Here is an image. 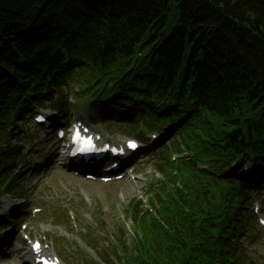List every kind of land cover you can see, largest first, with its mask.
Returning <instances> with one entry per match:
<instances>
[{
  "label": "trees",
  "instance_id": "trees-1",
  "mask_svg": "<svg viewBox=\"0 0 264 264\" xmlns=\"http://www.w3.org/2000/svg\"><path fill=\"white\" fill-rule=\"evenodd\" d=\"M75 70L84 87L108 84L98 112L136 99L187 122L190 161L167 163V182L147 184L158 219L141 202L127 206L135 239L116 246L121 264L262 259L245 246L257 224L244 182L195 164L255 160L264 179V0H0V191L16 189L14 141L31 121L29 101L45 103L46 91L64 107ZM150 120L153 129L161 118Z\"/></svg>",
  "mask_w": 264,
  "mask_h": 264
},
{
  "label": "rangeland",
  "instance_id": "rangeland-1",
  "mask_svg": "<svg viewBox=\"0 0 264 264\" xmlns=\"http://www.w3.org/2000/svg\"><path fill=\"white\" fill-rule=\"evenodd\" d=\"M190 49L188 47L187 55ZM73 88V87H71ZM85 103L73 102V108L78 109L75 115L69 116L73 120L88 121V113ZM23 135L25 142L20 143L22 146L21 158L18 160L21 164L22 172L17 177L15 186L18 188L14 195L9 199H1L0 203H11L16 205V208L22 206L21 210L24 213L22 220L29 221L28 211L34 207H43L46 209L47 215L40 218L36 222V228L45 226L46 229L54 228L53 223L59 224L56 227L55 235L58 237H66L67 250L72 255L75 247L87 248V251L94 257H97L96 252L92 251L77 235V230L72 231L68 212L76 213L78 223L84 227H92L97 234H100L97 239V244L100 248L113 251L115 245L120 238V225L128 223L123 219L124 212L127 206L138 197L141 198L145 185L144 177L150 173L153 167L146 166L143 162H138V174H142L143 178L132 181L104 186L98 183H91L84 178H78L73 172L63 171L61 161L55 141L53 137L41 131L34 124H23ZM116 133H119L115 130ZM178 136L179 133L177 134ZM28 136L32 137L34 144L29 143ZM175 134L170 136V139H175ZM27 159V162L22 160ZM56 161V162H52ZM144 164V165H143ZM143 165V166H142ZM20 189H24L23 195L20 194ZM20 199V200H16ZM42 216V215H41ZM98 216V218L96 217ZM3 217V210L0 209V218ZM95 222L99 221V226H92L91 219ZM72 222V221H71ZM131 236L130 232H128ZM259 237L258 242L249 243L246 248L252 252L258 253L264 259V236ZM128 240L127 236L125 237ZM10 252V249L6 247ZM66 251V250H65ZM69 254L68 252L66 253ZM114 256V255H113ZM70 263V261H69ZM0 264H23L13 258H4L0 256Z\"/></svg>",
  "mask_w": 264,
  "mask_h": 264
},
{
  "label": "bare ground",
  "instance_id": "bare-ground-1",
  "mask_svg": "<svg viewBox=\"0 0 264 264\" xmlns=\"http://www.w3.org/2000/svg\"><path fill=\"white\" fill-rule=\"evenodd\" d=\"M28 259H30V256H29V254H27V256H26V261H27Z\"/></svg>",
  "mask_w": 264,
  "mask_h": 264
}]
</instances>
